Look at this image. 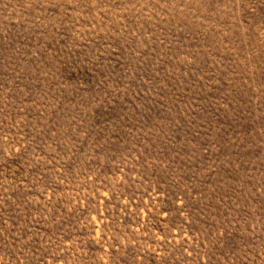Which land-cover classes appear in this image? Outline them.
<instances>
[{"label":"rangeland","instance_id":"rangeland-1","mask_svg":"<svg viewBox=\"0 0 264 264\" xmlns=\"http://www.w3.org/2000/svg\"><path fill=\"white\" fill-rule=\"evenodd\" d=\"M0 264H264V0H0Z\"/></svg>","mask_w":264,"mask_h":264}]
</instances>
